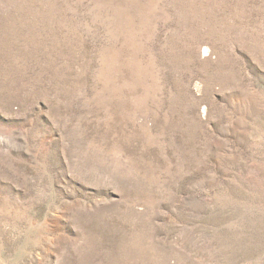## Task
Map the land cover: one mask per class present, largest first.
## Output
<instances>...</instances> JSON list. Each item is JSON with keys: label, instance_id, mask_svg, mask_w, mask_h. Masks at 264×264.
Masks as SVG:
<instances>
[{"label": "rangeland", "instance_id": "1", "mask_svg": "<svg viewBox=\"0 0 264 264\" xmlns=\"http://www.w3.org/2000/svg\"><path fill=\"white\" fill-rule=\"evenodd\" d=\"M0 264H264V0H0Z\"/></svg>", "mask_w": 264, "mask_h": 264}]
</instances>
